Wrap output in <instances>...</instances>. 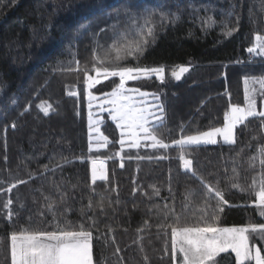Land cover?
Here are the masks:
<instances>
[{"label": "trees", "instance_id": "obj_1", "mask_svg": "<svg viewBox=\"0 0 264 264\" xmlns=\"http://www.w3.org/2000/svg\"><path fill=\"white\" fill-rule=\"evenodd\" d=\"M145 9L155 13L157 21L160 13L180 17L175 23L157 25L154 43L139 60L140 65L165 66V83L155 77L129 82V86L159 94L165 109V124L159 131L166 142L179 138L182 126L183 134L221 127L229 105L244 104L243 80L264 78V58L247 52L255 35H264V0H0V238H5L0 264H10L9 233L56 227L48 201L37 188L55 202L61 227L81 221L87 227L89 217L96 219L94 264H172L170 235L158 229L167 221L157 205L162 207L169 197V174L176 176L177 161L135 159L137 153L155 156L150 148L121 151L120 135L108 113L102 114L100 127L109 144L90 152L83 73L60 70L74 59L91 68L95 42L105 47L112 42L110 24L119 18L123 26L129 13L142 14ZM228 29L236 30L225 36ZM120 63L135 65L137 61L128 58ZM180 66L189 71L176 80L171 72ZM113 80L118 83L115 77L103 80L93 94L102 98L112 90ZM69 90L79 95L70 96ZM41 104L52 105L48 115L40 110ZM257 110H264V98L259 95ZM236 132L234 145L199 148V171L207 179L219 180L224 191L228 203L219 214L221 226L261 224L264 217L253 203L256 189L251 187L255 179L258 189L259 166L249 167V157L264 146V130L258 119H250L247 127L242 125ZM116 152L125 159L110 158ZM167 155L174 156L175 151L169 149ZM96 158L105 161L108 180L92 185L90 161ZM57 164L63 167L41 176L45 166ZM209 172L214 174L209 176ZM29 174L36 178L28 180ZM21 179L28 182L18 184L11 193L3 191ZM234 182L244 190L231 187ZM188 185L198 193L203 191L197 181L183 175L172 183L175 211L184 219L192 212L191 208L182 210ZM152 186L160 190L158 197ZM60 192L65 194L63 201ZM7 199L13 200L12 209L18 213L11 221L4 209ZM252 243L264 249V241L255 234ZM221 255L223 264H235L233 254Z\"/></svg>", "mask_w": 264, "mask_h": 264}, {"label": "snow or ice", "instance_id": "obj_2", "mask_svg": "<svg viewBox=\"0 0 264 264\" xmlns=\"http://www.w3.org/2000/svg\"><path fill=\"white\" fill-rule=\"evenodd\" d=\"M155 13H129L121 26L119 18L110 24L112 42L105 47L97 40L93 51V65H81L78 59H74L69 65L62 67L61 71L83 73L84 91L88 100V148L89 151H98L107 147L109 138L101 132V119L96 118L93 107L99 111H107L111 121L120 130L119 144L121 151L127 146L129 149L150 148L157 154L155 156H143L137 153L135 159H175L177 161L176 176L169 174L168 192L169 197L162 207L157 205L163 212L166 223L158 225L163 234L170 235V251L172 264H223L225 257L221 254H234L235 264H264V249L257 247L255 243L250 245V239L255 234L261 241H264V223H249L245 226H221L219 223L220 213L224 211V191L219 186V180L207 179L199 171V161L196 159V152L201 146L234 145L237 143L236 130L240 126L247 127L250 119H258L260 127L264 130V110H257V96L264 98V78L254 77L243 80L244 104H230L223 114V126L212 127L210 130L197 131L194 134H183L179 138L166 142L160 133L164 127V106L160 101L158 93L142 91L138 87L129 86V81L151 79L155 77L161 84L165 83V66L140 65L139 60L144 56L147 48L154 43L156 27L164 22L175 23L179 20L176 13H160L159 21L154 19ZM51 30V28H49ZM236 29H228L224 35L231 36ZM105 31V29H101ZM95 39V38H94ZM255 43L247 48V52L254 56L264 57V35L257 34L254 37ZM101 52L103 54H101ZM128 58L137 61L135 65L122 64ZM111 65V66H109ZM189 71L188 67L180 66L179 70H172L174 79L180 80L182 75ZM94 72L95 75L91 73ZM118 78V83L113 80V87L110 92L103 93V97L93 94L102 80ZM79 79V76H78ZM258 86V87H257ZM68 95L78 96L76 91L69 90ZM107 106V107H106ZM40 110L48 115L52 109L51 104H41ZM27 111V109H26ZM12 127H15L13 123ZM255 139V137H253ZM169 149L175 151L174 156H168ZM163 150V154H159ZM243 151V149H241ZM119 157L125 159L120 152H116L110 158ZM128 159L133 156L128 155ZM91 184L97 181H107L105 161L103 159H91ZM259 184L254 179L251 187L256 189L255 207L259 209V215L264 217V146H260L257 154L249 157V167L257 168ZM121 167L124 164L121 162ZM62 164L54 167L45 166L41 176L46 173H54ZM236 172V168H233ZM214 173L209 172L211 176ZM195 180L202 187V192H197L194 187L188 185L182 196V210L191 208L192 212L188 219L175 211V190L172 187L173 181L179 182V177ZM29 174L28 180L34 179ZM28 180L12 182L3 191L11 193L18 184H25ZM3 181H0L2 183ZM153 187V195L159 196L160 190ZM231 187L244 190L238 182ZM95 191V189H92ZM35 191L41 192L45 201H48L47 209L56 222V227L51 230H30L21 228L7 236V250L10 264H94L93 258V229L97 221L89 217L91 221L88 226L81 221L78 225L70 222L67 226L61 227L60 213L55 202L50 196L43 193L39 188ZM57 191L60 189L57 187ZM135 191V190H134ZM65 194L60 192L61 201ZM103 197H101L100 208L103 212ZM167 201H171L168 203ZM13 200L7 199L4 204L6 219L12 220L18 213L12 209ZM23 205H21L22 207ZM92 207L91 200L89 208ZM67 209H65V212ZM31 217H29V220ZM147 224V221H145ZM109 231H112L109 228ZM142 231V229H141ZM99 238V237H98ZM5 238H0V245L4 244ZM114 242V238H113ZM117 252L119 249L117 248ZM168 254V243L165 244V255ZM147 262V257H145Z\"/></svg>", "mask_w": 264, "mask_h": 264}, {"label": "rangeland", "instance_id": "obj_3", "mask_svg": "<svg viewBox=\"0 0 264 264\" xmlns=\"http://www.w3.org/2000/svg\"><path fill=\"white\" fill-rule=\"evenodd\" d=\"M264 58V57H263ZM118 79V78H117ZM103 81V80H102ZM129 82H131V81H129ZM107 107V106H106ZM93 112L96 114V118H98V119H101L102 120V114L103 113H108L107 111H99L97 108H95V107H93ZM98 114H100V115H98ZM98 115V116H97ZM109 119L111 120V118L109 117ZM115 124V123H114ZM223 126V125H222ZM221 126V127H222ZM118 130V133H119V135H120V130L119 129H117ZM125 148H128L127 146H125ZM234 255V254H233Z\"/></svg>", "mask_w": 264, "mask_h": 264}]
</instances>
